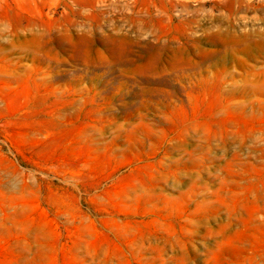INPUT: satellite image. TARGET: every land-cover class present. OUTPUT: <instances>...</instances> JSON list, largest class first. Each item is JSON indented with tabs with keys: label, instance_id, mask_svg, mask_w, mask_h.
Instances as JSON below:
<instances>
[{
	"label": "rangeland",
	"instance_id": "374dc122",
	"mask_svg": "<svg viewBox=\"0 0 264 264\" xmlns=\"http://www.w3.org/2000/svg\"><path fill=\"white\" fill-rule=\"evenodd\" d=\"M0 264H264V0H0Z\"/></svg>",
	"mask_w": 264,
	"mask_h": 264
}]
</instances>
